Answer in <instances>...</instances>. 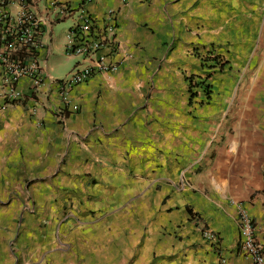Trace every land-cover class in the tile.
I'll use <instances>...</instances> for the list:
<instances>
[{"label":"crops","instance_id":"1","mask_svg":"<svg viewBox=\"0 0 264 264\" xmlns=\"http://www.w3.org/2000/svg\"><path fill=\"white\" fill-rule=\"evenodd\" d=\"M52 1L74 14L52 20ZM187 3H84L96 17L116 12L118 65L73 86L63 106L55 80L77 61L64 42L80 0H35L42 83L32 87L22 77L7 98L0 78V264H25L43 252L38 221L52 227L64 208L74 218L94 211L115 229L140 221L173 232L176 264H252L239 247L235 204L244 205L264 244V0H221L220 9L205 2L198 25L181 22ZM208 46L224 56L222 78L213 60L199 58ZM243 65L246 84L239 83ZM204 74L209 95L199 87L190 94L186 78ZM235 89L237 103L223 119ZM202 226L217 234L216 249L202 239Z\"/></svg>","mask_w":264,"mask_h":264},{"label":"built area","instance_id":"2","mask_svg":"<svg viewBox=\"0 0 264 264\" xmlns=\"http://www.w3.org/2000/svg\"><path fill=\"white\" fill-rule=\"evenodd\" d=\"M87 1L80 0L75 9L76 18L65 33L64 53L77 61L63 78L55 80L63 106L73 86L86 82L96 73L112 72L118 65L113 61L120 49L116 39V12L109 10L96 17L83 8ZM11 6L15 7L13 13L10 12ZM34 6L35 0H0V78L8 87L7 98L14 94L13 86L20 78L28 77L32 87L40 85L44 78L36 62L38 23ZM47 8L52 20L74 14L66 3L52 1ZM4 104L0 110L4 109ZM64 111L65 108L57 111L61 122L65 120ZM235 207L240 249L252 264H264V244L257 239L253 219L241 202H236ZM200 230L204 242L216 249L219 245L217 234L204 226Z\"/></svg>","mask_w":264,"mask_h":264},{"label":"rangeland","instance_id":"3","mask_svg":"<svg viewBox=\"0 0 264 264\" xmlns=\"http://www.w3.org/2000/svg\"><path fill=\"white\" fill-rule=\"evenodd\" d=\"M187 1L188 6L181 10V16H183L181 22L186 24L192 23L196 19L199 21H196L194 23L195 25L200 24V21L201 23L204 22L203 17L201 15L199 16L198 10H204L203 6H205V2L208 7L213 2H218L219 9L221 8V0ZM225 1H228L230 5L234 1L235 4V0ZM245 1L252 5L253 0ZM195 7L197 11L195 14H192L194 13L192 8L195 9ZM249 10L251 11L250 14H253V10L251 8ZM214 48V46H208L206 51H201L203 55L201 57L199 56V58L201 60L203 59L202 61L204 62L207 61V59H210L209 56H213ZM196 50H192L194 52L193 55H200V53L195 52ZM215 57L221 63V66L216 64V68L218 74H220L219 76L222 78V73H219V71L225 63L224 56L218 54ZM218 74L217 77H219ZM208 77L209 75L204 74V76L199 77L201 80L192 79L193 82L197 83L195 87L203 88L204 84L210 85ZM191 78L193 77L191 76ZM229 78L230 84L236 88L237 75H230ZM247 82L248 73L245 65H243L239 70V83L246 84ZM202 93L204 94V92ZM235 94L236 89L234 90V94H232L233 97L230 95L232 99L229 98V104L225 107L224 113L222 114L223 119H226L230 115L231 108L237 103L235 101ZM204 97H206L205 94ZM231 131L232 129L230 128L229 133ZM26 207L33 209L34 204L29 203V206ZM94 213V211H89L81 214V217L76 216L74 218L64 208L59 217L60 220L52 221V227L48 219L38 221L36 226L40 232V239L38 240L40 242L41 240L47 241V243L39 244L40 248L44 249L43 252L38 250L37 253L28 258L25 264H176L175 233H170L167 230L154 231L149 228L147 223L141 227L140 221L138 228H135L137 221H132L131 223L127 221L130 226H133L132 230H125L124 228L115 229L109 223L111 221L102 216L94 215ZM49 240L50 242L48 243ZM28 248L31 247L25 246V248H22V255L26 254L25 250H28Z\"/></svg>","mask_w":264,"mask_h":264},{"label":"trees","instance_id":"4","mask_svg":"<svg viewBox=\"0 0 264 264\" xmlns=\"http://www.w3.org/2000/svg\"><path fill=\"white\" fill-rule=\"evenodd\" d=\"M210 57V59H207V60H214V64H213V66H216V64L217 65H219V66H221V63H220V61H218V59H217V57H215L214 55L213 56H209ZM187 80H188V91H189V93L191 94V92H192V90H194V88H197V87H195L196 86V82H193L192 81V78L191 77H187ZM210 86L211 85H207V84H204L203 85V88L201 87V88H199L202 92H204V94L206 95V96H208V94H209V92H210ZM193 87V88H192ZM193 94V93H192Z\"/></svg>","mask_w":264,"mask_h":264}]
</instances>
